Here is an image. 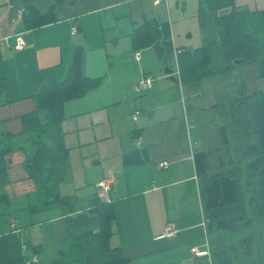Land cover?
Returning a JSON list of instances; mask_svg holds the SVG:
<instances>
[{"label":"crops","instance_id":"0c3cea01","mask_svg":"<svg viewBox=\"0 0 264 264\" xmlns=\"http://www.w3.org/2000/svg\"><path fill=\"white\" fill-rule=\"evenodd\" d=\"M32 1L41 11L53 2ZM163 2L63 0L55 4L54 22L27 29L23 1L0 0V52L7 80L0 95V131L18 136L22 115L36 107L33 95L44 84L67 77L79 48L83 72L100 78L87 93L64 104L62 125L68 145L79 151L84 178L94 184L85 192L86 203L71 213H63L61 207L31 212L28 195L36 185L25 168V152L15 148L6 157L9 200L0 201L2 230L17 229L21 235L27 231L25 240L44 244L50 253L48 244L37 242L30 228L40 226L55 248L67 233L97 231L98 215L88 205L97 193L114 204L110 243L120 248L127 264H212L209 256L192 251V246L209 240L194 153L210 146L203 141L198 118L227 99L221 103L224 107L242 89H237V79L225 81L228 71L186 82L178 76L177 81L169 79L164 67L170 59L176 67L177 48H195L177 41L175 32L173 51L167 56L155 44L138 45L135 34L141 24L168 19ZM18 36L26 41L22 49L14 47ZM147 75L152 76V87L139 90L138 82ZM12 119L22 128L9 129ZM164 160L169 162L166 167L159 165ZM105 178L111 180V188L103 193L98 182ZM5 214L10 215L6 224ZM168 225L177 228L175 236L163 235ZM29 257L41 262L35 253Z\"/></svg>","mask_w":264,"mask_h":264},{"label":"trees","instance_id":"16d2710c","mask_svg":"<svg viewBox=\"0 0 264 264\" xmlns=\"http://www.w3.org/2000/svg\"><path fill=\"white\" fill-rule=\"evenodd\" d=\"M23 18L27 29L54 22L57 19L53 0L41 11L32 0H22ZM199 19L204 42L193 50L178 47L177 62L183 81L197 80L218 71H229L242 58L251 63L264 77V7L250 8L235 0H199ZM139 46L155 44L159 53L173 51L169 19H154L138 29ZM0 52V95L7 88ZM100 78L83 72V53H75L67 77L44 84L33 95L36 107L22 115L23 129L17 134L0 131V201H8L5 184L9 180L7 155L15 148L25 152L24 165L34 180L36 189L28 195L31 212L61 207L71 213L83 207L78 195L63 194L61 183L69 170L71 147L65 143L62 122L65 101L80 97L96 86ZM229 122L219 126L220 144L214 149H199L194 153L198 174L202 179L203 209L209 227L232 228L239 221L254 228L264 221V88L241 91L222 108ZM217 157L212 169V158ZM131 159V157H129ZM90 209L98 215L99 229L78 234L67 233L49 260L52 264H127L120 248L112 246L110 236L116 211L112 201L94 193L89 198ZM0 213V264H28L29 255L49 254L44 244L22 238L17 229L2 230ZM237 227V226H236ZM250 229L237 245L222 251L211 246L212 264H234V258L249 264H264V238ZM264 234V232H263ZM212 235V234H211ZM210 235V240L211 236ZM240 249V250H239ZM39 260V258H38Z\"/></svg>","mask_w":264,"mask_h":264},{"label":"rangeland","instance_id":"374dc122","mask_svg":"<svg viewBox=\"0 0 264 264\" xmlns=\"http://www.w3.org/2000/svg\"><path fill=\"white\" fill-rule=\"evenodd\" d=\"M164 3V4H163ZM161 6H164V10H166V15L170 21L171 31L177 36V41H186L187 44H192L194 47L201 45L204 42V32L205 30L202 28L200 19H199V0H167V2H163ZM235 3L238 5H245L250 8H261L264 7V0H235ZM2 54V53H1ZM3 59V55H2ZM168 64L170 67L173 65V60H168ZM164 65V64H163ZM3 66V60H2ZM173 68V67H172ZM232 79L238 80L237 89L239 91L250 92L256 89L264 88V77H261L256 69V66L251 63H239L232 69H230L227 73V77L225 81H229ZM240 80V81H239ZM242 85V86H241ZM242 87V88H241ZM237 90V91H238ZM235 91V88H230L229 92ZM240 93V92H239ZM210 94V93H209ZM235 94H238L236 92ZM227 99L219 101V108L209 107L210 112H203L199 115V123H201V133L204 137V143L210 146V149H214L216 146L220 144L219 137V126L223 123H228V117L225 116L220 110L222 107L221 103H225ZM223 108V107H222ZM66 118V117H65ZM14 120V119H12ZM9 129L13 131H17L22 128L21 123H18V126L15 123H9ZM63 127V125H62ZM200 127V124H199ZM197 129V128H196ZM64 130V129H63ZM65 131V130H64ZM202 135V136H203ZM65 143L70 145V142L67 140L66 132L64 134ZM68 145V146H69ZM14 150V149H13ZM12 150V151H13ZM16 150V149H15ZM217 157L213 156L212 158V169L215 167ZM93 161L91 160V163ZM69 165L71 167V176L67 175L66 180L61 183L60 190L63 194L69 195H78L81 199L80 203H86L84 201L86 197V190L92 188L94 186L93 183L86 180L83 175V166L80 162L79 151L71 148L70 157H69ZM84 198V199H83ZM10 215H4V223L6 224V220H8ZM206 217V216H205ZM206 221V220H205ZM254 228L252 226H248L245 223V220L239 221L232 228H220L219 226L213 225L211 227V233L209 235L208 244L212 247H215L217 250L229 249L230 244L237 245L240 248V243L245 236L248 235L250 229L258 231L262 234L260 242L263 241L264 238V221L255 222ZM205 225V224H204ZM207 226V222H206ZM237 226V227H236ZM22 238L26 239V236L30 235L27 231L21 232ZM30 233L37 242L45 241L46 244L51 248V251L46 256L41 257L43 262H39L37 260H30L29 264H52L49 260L54 253L55 245L53 241L44 236L40 226H33L30 228ZM262 243V242H261ZM53 247V248H52ZM240 250V249H239ZM211 252V250H210ZM35 259V258H34ZM212 262V261H211ZM234 264H249V261L246 257L242 261H239V258H234Z\"/></svg>","mask_w":264,"mask_h":264},{"label":"built area","instance_id":"2783aa9c","mask_svg":"<svg viewBox=\"0 0 264 264\" xmlns=\"http://www.w3.org/2000/svg\"><path fill=\"white\" fill-rule=\"evenodd\" d=\"M162 1H167V0H154V3L155 4H159L160 2ZM76 28L74 27L73 28V31H75ZM26 45V41L21 37V36H18L17 37V41L14 45V47L16 49H22L24 48V46ZM135 55L137 58H139V51L135 52ZM174 69V74L176 76H178V78H181V74H180V69H179V66H178V62L176 63V67L173 68ZM152 82H153V79H152V76L151 75H147L145 77H143L139 82H138V88L139 90H142V89H149L152 87ZM138 110L135 112V114H133V117L134 119L137 118V114H138ZM160 166H168L169 165V162L167 160H164L162 162L159 163ZM111 180L108 179V178H105L103 180H101L100 182H98V185L102 187V190H103V193L107 190H109L111 188ZM206 222L204 221V224ZM12 225L14 226V224L12 223ZM206 225V224H205ZM177 232V228L172 226V225H168L166 230L163 232V235H167V236H175ZM204 246H207L208 248H204ZM192 251L195 253V255L197 256H200V255H207L211 258V252L209 250V244H208V241L204 242V244H201V246L199 245H194L192 246ZM36 260V258L34 259ZM28 262H30V260H28Z\"/></svg>","mask_w":264,"mask_h":264},{"label":"water","instance_id":"95a60500","mask_svg":"<svg viewBox=\"0 0 264 264\" xmlns=\"http://www.w3.org/2000/svg\"><path fill=\"white\" fill-rule=\"evenodd\" d=\"M235 62L236 63H241L242 62V58H238V59H235ZM164 71H165V73H167L168 74V78L169 79H172V80H174V81H177L178 80V78L176 77V75L174 74V69L173 68H171L170 66H169V64H166L165 65V67H164ZM95 163V162H94ZM97 163H99V161H97Z\"/></svg>","mask_w":264,"mask_h":264}]
</instances>
